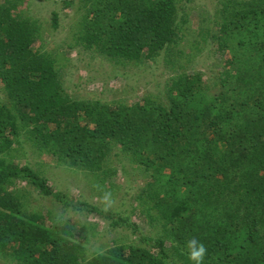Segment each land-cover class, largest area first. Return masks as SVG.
<instances>
[{
  "label": "trees",
  "instance_id": "16d2710c",
  "mask_svg": "<svg viewBox=\"0 0 264 264\" xmlns=\"http://www.w3.org/2000/svg\"><path fill=\"white\" fill-rule=\"evenodd\" d=\"M25 1L0 0L1 258L16 264H264V0H218L214 13L201 14L200 22L218 24L211 38L228 54L217 90L208 89L200 72L183 73L168 85L164 102L112 105L65 92L55 56L34 47L41 23L24 15ZM191 1L81 0L78 39L108 61L143 64L181 42ZM52 17L57 28L59 13ZM20 129L56 160L103 180L116 174L113 147L129 153L143 169L135 200L160 234H138L140 242L89 253L80 220L27 210L25 194L12 188L19 180L56 201L66 194L6 157L21 143ZM97 209L114 226L127 222Z\"/></svg>",
  "mask_w": 264,
  "mask_h": 264
},
{
  "label": "rangeland",
  "instance_id": "374dc122",
  "mask_svg": "<svg viewBox=\"0 0 264 264\" xmlns=\"http://www.w3.org/2000/svg\"><path fill=\"white\" fill-rule=\"evenodd\" d=\"M66 1L26 0L21 7L24 15L40 21L39 38L34 47L55 56L63 88L72 98L101 99L111 105L142 103L146 99L164 102L172 79L183 73L192 75L196 72L203 75L211 92L219 88L218 78L227 63L228 54L218 51L217 42L211 38L219 28L218 24L209 19L200 22L206 9L214 13L218 0L189 2L186 10L188 24L181 33V42L174 46L173 51L163 49L159 55L140 65L108 61L80 42L78 24L85 13L84 4L76 0L73 6H67ZM53 11L59 13L57 28L53 25ZM1 90L0 86V93ZM20 133L21 143L6 152V157L20 166L28 165L47 178L55 190L66 194L65 201H56L41 196L19 180L12 188L25 194L27 210L44 208L53 218L80 220L88 231L89 238L82 242L89 253L104 251L114 243L140 242L138 234H160L159 225L151 221L150 214L144 212L140 201L135 200L136 190L142 185L143 169L129 153L113 147L109 160L116 174L112 179L103 180L101 176L61 163L35 144L26 131L20 129ZM90 206L97 212H91ZM97 208L106 213L113 211L127 222L114 226L112 220L106 215L101 216ZM129 222L138 227L127 225ZM0 264L16 263L0 256Z\"/></svg>",
  "mask_w": 264,
  "mask_h": 264
}]
</instances>
